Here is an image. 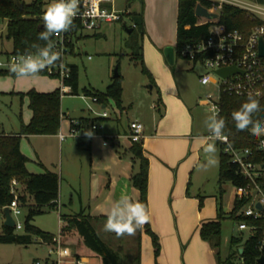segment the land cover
<instances>
[{
    "label": "crops",
    "instance_id": "obj_1",
    "mask_svg": "<svg viewBox=\"0 0 264 264\" xmlns=\"http://www.w3.org/2000/svg\"><path fill=\"white\" fill-rule=\"evenodd\" d=\"M128 7H132V3H129ZM128 12L132 11L128 10ZM168 43V41L162 39L149 42L143 38L142 41L143 61L159 88L157 90L158 99L151 105L154 113L132 111L131 104L126 106L124 103L122 112L119 111L118 114L115 112V118L107 117L105 120H108V122L104 123L91 137L79 139L77 142V145H84L89 153L88 168L86 169L85 167L83 171L85 177L84 185L80 189V192L83 190V195L78 194L77 200L70 193L72 190L75 191L73 184L69 183L68 180L62 183L63 164L58 173L55 169V163L47 162V160L40 157L39 153L41 152H36L38 159L35 165L33 164L30 167L28 165L29 157L23 152L21 144L20 150L28 158L26 167L30 173H43L49 170L59 175V198L56 206L49 207L50 209L59 210V215L77 213L80 210H84L91 216L96 217L97 219L95 218L93 224L99 235L102 237L103 234L110 241L107 242L105 240L107 243L113 245V242L121 239L122 243L118 241L116 247L113 245L116 248L115 250H121L125 242L133 239L135 241V246H133L139 247L140 251L138 264H218L215 249L200 236V227L204 222L217 218L219 191L211 198L205 197V195L201 194V188L194 180L195 173L202 159L200 152L205 146L204 138H207L210 133L201 134L203 133L202 131H206L202 129L203 123L200 122V119L193 112V103H190V99L184 94L185 86L182 79H177L176 71H173L165 57L164 49ZM0 45V53L11 52L12 44L10 51H7L4 43L1 42ZM187 66L190 69H194V66L188 62ZM18 81V83L14 84L13 90H10L12 84L9 82V86L3 89V91L7 92L1 91L0 88V93L20 94L26 93L31 89L38 92H51L60 86L39 77L18 79ZM153 89L154 86L151 87V90ZM123 92L124 87L122 99ZM104 107H106V104L102 103V108ZM128 108L130 109L128 110ZM127 110L131 116L128 118L126 126H124L122 113ZM128 112L126 113L128 114ZM61 113L63 118L67 117V114L62 110ZM82 117L85 116L78 118ZM31 118L32 111L24 123H28ZM69 119L74 118L70 117ZM132 121H139L144 125L143 151L149 159L147 210L150 221L148 224L157 235L160 244V254L157 258L154 256L152 238L145 231L144 226L138 228L135 234L130 236L117 237L113 232L104 231V224L107 219L105 218L107 217L106 213L114 203L118 202L122 197H128L133 202H137L139 199V191L132 185L130 180L134 167L127 151L132 144L127 138L130 131L129 124ZM19 129L6 131L4 128H0V133L6 135L15 134ZM23 137L27 139L50 137L55 142H59L60 145L62 144L58 133L22 136L21 138ZM68 173L71 175L70 171ZM18 188H21V186L19 185ZM64 189L69 192V199H67L65 194L68 203L64 202L62 198ZM201 197L202 204H200ZM235 197L236 194L234 199ZM233 204L225 215H228L232 210ZM63 206H65L66 210L63 209ZM0 217L2 219V230L3 226H5V217L1 209ZM60 221L61 228L63 225L61 218ZM36 240L39 243L47 244L49 250V242H42L39 238H36ZM71 240L63 244L64 248L70 252V256H65L63 260L70 259L74 263V259L78 258L77 249L71 247ZM83 252H88L89 254L90 252L84 247L80 249V259L85 262L84 259L88 257H84L82 255ZM47 256L48 252L44 259Z\"/></svg>",
    "mask_w": 264,
    "mask_h": 264
},
{
    "label": "trees",
    "instance_id": "obj_2",
    "mask_svg": "<svg viewBox=\"0 0 264 264\" xmlns=\"http://www.w3.org/2000/svg\"><path fill=\"white\" fill-rule=\"evenodd\" d=\"M264 4V0H257ZM23 4L22 8L20 3ZM200 3L205 7H210L206 0H178L176 46L177 50L187 43H195L208 37L211 22L198 24L200 17L195 15V7ZM44 0H34L25 3L22 0H0V18L7 19L6 39L12 42L11 53L35 52L34 45L44 46L45 41L39 40L38 36L43 29L42 15L45 11ZM132 25L127 27L132 31L127 42L132 55L141 62L142 70L148 74L152 84L154 79L144 65L142 41L145 35L144 6L139 12H129ZM219 23L225 25L229 30L237 29L248 35L252 28L260 24V20L248 17L247 13L237 7L224 5L219 13ZM99 36V34H95ZM9 53V52H8ZM71 77L67 80L72 90L70 94H78V66L73 64ZM6 72L7 71H0ZM10 73V72H8ZM11 74L15 76L12 72ZM85 95L96 97L98 102L106 104L109 99L115 101L116 107L122 109V76L119 74L113 77V81L105 91L83 89ZM29 98V108L32 111V118L28 123L22 122L20 129L15 134L0 133V209L10 204L14 199L11 191V181L16 179L21 188L16 187L18 192L17 200L19 204L27 209L24 219V230L17 233L15 227L3 226L0 231V243H14L19 245H29L36 238L42 242H51L56 233L48 232L33 223L36 216L44 213L46 207H55L59 198V175L46 170L43 173H30L26 163L28 158L20 150V140L22 136L31 135H52L57 134L61 124V93L60 88L51 92H38L34 89L26 93H20ZM248 98L235 95L221 94L219 99V117L226 122L224 134L229 138L230 144L237 149L254 148V143L258 139L251 135L250 131H237L232 120L231 113L238 110ZM258 99V98H256ZM262 111L254 119L264 121V99H258ZM159 102V101H158ZM159 104V103H158ZM80 125H88L89 122L97 121L98 118L82 117L78 118ZM219 173H218V215L215 220L204 222L200 227V236L208 241L215 249L218 264H260L257 259L264 255V251L258 248V239L264 235V210L261 217L257 219L245 218L250 224L257 226L255 235H249L246 240L239 236H232L230 239V252L225 259L220 253L221 247V227L222 221L226 218L239 221L242 219L238 215L239 209L246 203V199H239L238 195L234 199L232 210L225 215L222 209L221 197L224 192L222 185L225 182L232 183L236 188L245 186L247 180L239 173L237 165L231 161V155L224 152V145H219ZM130 160L134 167L131 175L132 185L139 191L137 202L148 206V174L149 159L144 154L143 142H133L128 148ZM256 159H264V153H259ZM263 186H264V182ZM202 204V197L200 198ZM63 222L61 226L62 242L76 238L78 245L77 256L81 248H86L90 253L98 256L101 264H123L121 254L112 248L97 232L93 222L96 217L91 216L84 210L77 213L60 214ZM107 218V217H105ZM97 219V218H96ZM145 231L151 236L154 246V256L160 254V244L157 235L151 230L148 223L144 225ZM243 248L240 252L239 248ZM79 251V252H78ZM139 247L135 254V262L139 263Z\"/></svg>",
    "mask_w": 264,
    "mask_h": 264
},
{
    "label": "rangeland",
    "instance_id": "obj_3",
    "mask_svg": "<svg viewBox=\"0 0 264 264\" xmlns=\"http://www.w3.org/2000/svg\"><path fill=\"white\" fill-rule=\"evenodd\" d=\"M22 1L30 3L34 0ZM44 1L46 3L44 9L46 10L51 2L50 0ZM129 3H132V7L130 8L128 7ZM143 6L145 19L144 40L155 42L162 39L169 42L167 46L175 47L178 14L177 0H117V8L120 10L128 9L132 12H139ZM6 25V20L0 22V43H4L7 51H10L12 42L6 39ZM124 25L127 27L132 25L130 16H125L122 22L106 25L99 36H95L93 33L84 34L82 38L76 41L74 54L68 56V61L78 66L79 91L78 94L66 93L62 94L61 97V110L67 114V117L61 120L58 130V132L67 135V138L62 141V144L60 145L59 142H55V140L50 137L30 139L23 137L20 141L23 152L29 157L28 165L30 167L33 164L35 165L38 159L36 152H41L39 153L40 157L47 160V162L55 163V169L58 173L63 164L62 183L68 180L69 183L73 184L75 191L72 190L70 193L75 200H77L78 194L83 195V190L80 192V189L83 188L84 185L85 177L83 171L85 167L86 169L88 168L89 162L88 150L84 145H77V142L79 139H88L85 132L90 129H87L84 133L79 131L71 136L69 118L76 119L80 116L92 118L104 110L108 112L109 117L115 118V112L118 114L119 111L122 112L123 110V108L121 110L117 108L115 101L112 99H109L106 102V107L102 108V103L93 100V96L85 95L83 89L88 88L105 91L108 85L113 81L114 70L118 67V72L122 76V86L124 87L122 105L124 103L126 106L131 104L132 111H141L143 113L147 111L149 113H154L151 105L158 99L157 90L159 88L155 84V80L154 84H152L148 74L142 70L141 62L132 55L131 50L127 46L130 33H128ZM144 65L146 64L144 63ZM169 65L173 71H176L177 79H182L185 86L184 94L190 99V103H193V112L196 117L200 119V122L203 123L202 129L206 130L202 131L203 133L201 134H206L209 132L206 121L213 113L209 110L208 105H204L200 102H202V99H206L209 94L212 96V100H216L218 95L217 88L214 84L205 85L201 84L199 81L200 75L207 72V69L201 64H196L194 69H190L187 66V61L179 55H177L174 62ZM145 67H147V65ZM36 77L54 82L57 86L61 85L60 79L56 76L40 73ZM212 77L213 79L217 78L214 74ZM9 82L12 84L10 90H13L14 84L19 81L18 78L11 73L1 72V91L9 86ZM152 86H154L153 90H151ZM3 92L7 91L4 90ZM26 97V95L22 96L19 93H13L12 95L11 93H0V128H4L6 131L18 130L21 123L27 121L31 109L29 108L28 97L27 99ZM129 109L130 108H128V110ZM128 110L126 112H128ZM126 112L123 111L122 113V123L124 126H126L128 118L131 116L129 112L128 114ZM105 119L107 118L103 120L99 119L98 124L103 126L104 123L108 122V120ZM91 132L93 135L96 131ZM215 145L216 153L214 158L218 160V164L207 168V170L201 168V165L205 164L209 158L203 148L200 152L202 159L194 176L196 184L201 188V194L208 198L213 197L219 188L217 181L220 148L216 142ZM68 171L71 172V175H69ZM222 187L224 192L222 194L221 203L223 205V212L227 213L229 207L233 204L237 189L228 181L225 182ZM65 189L62 193V198L64 202L66 201V203H68L67 199H69V192H66ZM63 209L66 210L65 206H63ZM26 212L27 209L24 207L22 213L15 217V221L24 223ZM33 223L45 231L57 233L60 230L61 223L59 210H52L46 207L43 214L34 218ZM1 228L2 219L0 217V230ZM15 231L17 233L23 232L22 229ZM239 235H241L244 240L248 238V232L240 230L236 220L226 218L222 221L220 247L222 259H225L230 252L231 237ZM102 237L107 242H110L103 234ZM71 241V247H73V249H78V245H81L77 243L78 241L76 238H72ZM118 241L122 243L121 239H118ZM118 241L113 242L115 247ZM108 244L114 248L111 243ZM134 244L135 241L132 239V241L125 242L121 250L117 249L123 257V264H137L135 262L137 247H134ZM47 252L48 245L39 243L37 240L26 246L14 243H0V264H36L35 261L43 260ZM88 254V252H83L82 254L86 258L88 257L84 259L86 264H101V260L98 256L93 253ZM52 257H55V255H52ZM77 257L80 258L81 255ZM61 264L74 263L70 259H67L63 260Z\"/></svg>",
    "mask_w": 264,
    "mask_h": 264
},
{
    "label": "built area",
    "instance_id": "obj_4",
    "mask_svg": "<svg viewBox=\"0 0 264 264\" xmlns=\"http://www.w3.org/2000/svg\"><path fill=\"white\" fill-rule=\"evenodd\" d=\"M210 7H206L209 12L217 13L215 19L201 18L198 24L210 21V33L208 37L195 43H187L177 50L180 57L184 58L190 65H203L207 72L200 75L201 84H214L217 88V98L212 100L209 94L202 104L208 105L209 110L215 114L219 113L220 95L225 93L246 97L251 94L254 98L264 99V57L259 55V38L264 37V4L257 0H206ZM52 2V0H50ZM224 5L237 7L244 10L252 19L260 20V24L254 26L248 35L243 34L237 29L229 30L225 25L219 23V13ZM128 10L117 8L116 0H80L78 15L73 21V26L68 32L61 33L59 36H53L55 44L54 51L61 53V59L55 67L45 69L44 74L56 76L60 79V93L70 94L71 86L67 80L71 77L72 65L68 61V56L74 54L75 43L86 33L99 34L106 25L122 22L124 17L128 16ZM2 20L7 19H1ZM34 53V52H29ZM25 53H0V71H9V66L17 57ZM90 58V57H89ZM236 66L243 73L237 72L229 77H221L215 71L217 69ZM216 75L213 79L212 75ZM93 100L97 101L96 97ZM109 117L106 110L92 118L104 119ZM63 118V115H62ZM264 122V121H263ZM101 126L98 120L89 122L88 125H80L78 119L70 120L71 136L81 131L84 133L87 129L97 131ZM129 133L127 138L133 142L142 141L144 125L139 121H132L129 124ZM227 137L226 142L215 141L218 145H224V152L231 155V161L234 162L239 173L247 180L242 188H236L239 199H246V203L239 209L238 215L242 217L237 221L238 228L245 230L249 235H255L257 226L248 224L244 219L261 217L264 210V159H256L257 154L264 153V146L261 141L264 137L257 139L254 148H234ZM61 141L67 138V135L58 132ZM19 183L16 179L11 181V191L14 193V199L10 204L1 208L9 207L12 217L22 213L23 207L17 200L18 192L16 187ZM260 203L262 209L257 208L256 204ZM15 229H23V223L15 221ZM258 248L264 251V235L258 239ZM55 255V257H52ZM65 256H70V252L64 248L62 242L61 229L49 243L48 256L46 259L37 260L36 264H61ZM74 264H86L80 258L74 259Z\"/></svg>",
    "mask_w": 264,
    "mask_h": 264
},
{
    "label": "clouds",
    "instance_id": "obj_5",
    "mask_svg": "<svg viewBox=\"0 0 264 264\" xmlns=\"http://www.w3.org/2000/svg\"><path fill=\"white\" fill-rule=\"evenodd\" d=\"M95 4V0H92ZM80 0H52L42 15L43 31L40 32L38 39L45 41L44 46L34 45V53H25L9 66L11 71L18 79H30L36 77L45 69L55 67L61 59V53L54 51L55 44L53 36L68 32L73 26V21L78 15ZM262 111L260 101L251 94L248 96L238 110L231 113L237 131H250L256 138L264 137V122L254 119ZM206 126L210 135L205 139L204 152L209 158L206 163L201 165L203 170L216 166V145L215 141L226 142L224 135L226 122L219 117L218 112L207 118ZM88 137L92 136L90 130L85 132ZM211 141V142H208ZM264 146V140L261 141ZM107 219L104 224V231L113 232L117 237L124 235H134L138 228L143 227L150 221V216L145 205L133 202L128 197H122L114 203L106 213Z\"/></svg>",
    "mask_w": 264,
    "mask_h": 264
},
{
    "label": "water",
    "instance_id": "obj_6",
    "mask_svg": "<svg viewBox=\"0 0 264 264\" xmlns=\"http://www.w3.org/2000/svg\"><path fill=\"white\" fill-rule=\"evenodd\" d=\"M20 3V7L22 8L23 4L21 2ZM195 15L197 17L200 18H206V19H215L218 17L217 13H211L208 11V9L203 6L202 4L198 3L195 7ZM126 30L128 31V33H131L132 29L131 28H127V26L125 25ZM164 54L165 57L167 59V61L172 64L174 62L175 59V55H174V47L172 46H167L164 49ZM259 55L264 57V37L261 36L259 38ZM218 75H220L221 77H229L237 72L243 73V71L239 70L236 66H228V67H223L220 69H217L215 71ZM119 75L118 72V67L115 68L114 70V77H117ZM257 208L262 209V205L260 203L256 204ZM3 215L5 217V221H4V225L8 226V227H14L15 225V220L11 215L10 209L9 207H5L3 209ZM240 252L243 251V248H239ZM257 262L260 264H264V255H261L258 259Z\"/></svg>",
    "mask_w": 264,
    "mask_h": 264
}]
</instances>
